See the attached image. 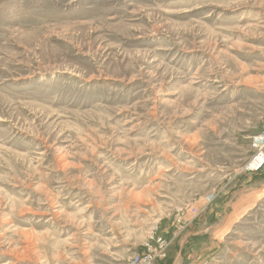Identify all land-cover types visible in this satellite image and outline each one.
<instances>
[{"label":"rangeland","instance_id":"1","mask_svg":"<svg viewBox=\"0 0 264 264\" xmlns=\"http://www.w3.org/2000/svg\"><path fill=\"white\" fill-rule=\"evenodd\" d=\"M263 123L264 0H0V264H264Z\"/></svg>","mask_w":264,"mask_h":264},{"label":"built area","instance_id":"2","mask_svg":"<svg viewBox=\"0 0 264 264\" xmlns=\"http://www.w3.org/2000/svg\"><path fill=\"white\" fill-rule=\"evenodd\" d=\"M251 146L255 151V155L252 157L248 167L251 170L258 171L264 167V123L259 132L252 137ZM167 246L165 239L157 237L153 248L147 246L148 253L142 259L135 257L128 261L127 264H156L167 258L165 251Z\"/></svg>","mask_w":264,"mask_h":264},{"label":"crops","instance_id":"3","mask_svg":"<svg viewBox=\"0 0 264 264\" xmlns=\"http://www.w3.org/2000/svg\"><path fill=\"white\" fill-rule=\"evenodd\" d=\"M164 230H165V234L167 235V238L169 239L168 226ZM190 231L192 232L188 234V239H189L188 242H191L190 239H193L192 241L197 243V247H198V245H201L198 237L205 232L201 233V232L193 231L192 229ZM172 233L173 231L171 232V234ZM174 235L175 233L172 234V236ZM183 238L184 239L179 240L178 244H175V246L171 245V249H170L171 251L168 249L169 250L168 258L165 261L159 262L158 264H200V261L202 260L201 251L196 250L197 247H194L195 246L194 242H192L193 243L192 246L194 248H189V247L185 248L184 240L186 239V236H183Z\"/></svg>","mask_w":264,"mask_h":264}]
</instances>
